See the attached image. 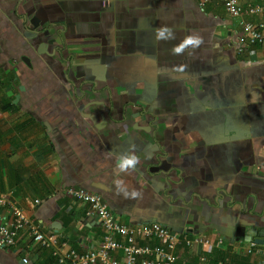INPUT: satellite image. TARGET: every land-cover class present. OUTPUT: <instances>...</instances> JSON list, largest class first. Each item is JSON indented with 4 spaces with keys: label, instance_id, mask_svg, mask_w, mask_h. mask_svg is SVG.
<instances>
[{
    "label": "crops",
    "instance_id": "crops-1",
    "mask_svg": "<svg viewBox=\"0 0 264 264\" xmlns=\"http://www.w3.org/2000/svg\"><path fill=\"white\" fill-rule=\"evenodd\" d=\"M199 3L0 0V192L57 237L60 256L104 235L65 196L78 188L120 224L208 242L179 247L176 264H264V43L238 52L239 19L222 0ZM244 19L264 23V11ZM164 28L174 38L157 39ZM129 151L138 163L122 178L138 198L112 183ZM23 257L59 264L27 231L0 248V264Z\"/></svg>",
    "mask_w": 264,
    "mask_h": 264
},
{
    "label": "built area",
    "instance_id": "built-area-1",
    "mask_svg": "<svg viewBox=\"0 0 264 264\" xmlns=\"http://www.w3.org/2000/svg\"><path fill=\"white\" fill-rule=\"evenodd\" d=\"M211 0H200L199 6L204 7ZM226 13L231 18L239 19V27L243 37L237 42V50L251 45L264 43V23L248 21L245 16L257 17L264 11V4L249 5L242 8L238 0H222ZM65 196L87 206L85 216L98 221L103 230V237L97 249L77 254L70 251L66 257L60 256L62 246L54 234H44L38 225L30 221L24 212L16 206L10 192H0V207L9 212V218L0 221V248H13L20 232L27 231L33 243L51 251L57 263L64 264H176V250L192 244L207 245L208 242L199 238L188 239L176 234L160 224L126 226L116 221L101 195L84 189L67 188ZM37 203V202H36ZM159 242L158 244H150ZM255 247L248 243L246 253L250 254ZM121 252L122 257L116 260L112 254ZM22 264L32 263L27 257L21 259Z\"/></svg>",
    "mask_w": 264,
    "mask_h": 264
},
{
    "label": "clouds",
    "instance_id": "clouds-1",
    "mask_svg": "<svg viewBox=\"0 0 264 264\" xmlns=\"http://www.w3.org/2000/svg\"><path fill=\"white\" fill-rule=\"evenodd\" d=\"M167 33V36L165 35ZM160 38H174L171 30L164 28L157 32V39ZM185 43L197 46L201 43V40L199 37L189 36L186 37ZM182 49L180 47H177L174 49V51L179 52ZM138 163L137 156L134 154V152L129 151L128 153L120 156L115 163V169H116V178L113 179L112 183L115 188V193L117 195H121L124 198H138L142 195L138 190L136 189H129V185L125 182V180L122 178V174H127L129 171L134 170L135 166Z\"/></svg>",
    "mask_w": 264,
    "mask_h": 264
}]
</instances>
